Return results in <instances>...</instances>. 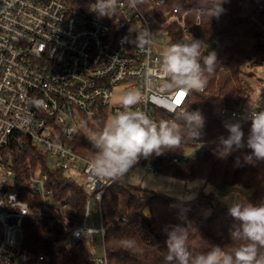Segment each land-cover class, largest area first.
<instances>
[{"label": "built area", "instance_id": "1", "mask_svg": "<svg viewBox=\"0 0 264 264\" xmlns=\"http://www.w3.org/2000/svg\"><path fill=\"white\" fill-rule=\"evenodd\" d=\"M95 3L0 0V264H32L24 223L31 214L41 213L67 231L66 246L72 252L86 248L92 264H110L102 201L116 180L101 183L92 175L90 162L96 149L93 156L75 149L74 141L84 129L81 125L124 110L122 105L112 106L118 87L139 91L142 100L133 110L147 112L157 123L173 120L171 116L182 111L188 100L189 92L183 90L159 91L168 82L166 74H159L149 86L146 72L162 68L165 48L191 39V11L168 8L160 0H143L136 7L129 0H118L111 16L98 17L92 11ZM202 15V10L195 13V25L201 24ZM135 28L151 33L150 47L141 50L124 42L125 37H136ZM263 105L264 89L251 109L220 107L219 111L225 126H242L251 122L248 114ZM28 142L56 159L53 168L82 176L89 198L81 222L68 224L70 204L55 197L46 172L36 171L18 187L7 149L24 148ZM28 198L40 208L32 209L37 206ZM46 258L39 255L40 261Z\"/></svg>", "mask_w": 264, "mask_h": 264}, {"label": "trees", "instance_id": "2", "mask_svg": "<svg viewBox=\"0 0 264 264\" xmlns=\"http://www.w3.org/2000/svg\"><path fill=\"white\" fill-rule=\"evenodd\" d=\"M160 1L168 8L178 7L191 11L188 18L189 37L203 41L201 51L204 56L215 52L218 65L213 73H206L207 84L204 91L189 92L182 109L201 111L205 118L201 136L196 139L187 138L175 150H165L160 155L153 154L148 158L141 157L136 165L149 164L154 172L183 181L205 180L216 188L218 194L232 185H240L250 190L248 203H264V161H249L247 157L252 154V150L246 146L227 157H222L217 151L219 138H227L229 135L219 108L246 110L247 98L242 82L244 68L264 64V0H226L223 4L225 11L219 18L213 17L210 21L202 15V22L198 26L193 22V16L200 10L197 0ZM174 29L177 32L175 34L180 37L178 28ZM259 111H264V105ZM171 118L181 128L184 127L182 121L176 120V115ZM96 121L101 128L95 130L100 132L107 117ZM93 124L89 123L90 126ZM242 129L246 141L251 122L242 125ZM74 146L80 154L93 156L95 148L83 135V131L78 134ZM196 147L199 148L195 153L187 154ZM7 153L18 187L23 186L36 171L46 172L55 197L60 202L70 204L68 224L83 220L85 203L89 198L84 189L83 178L81 184H78L74 175L50 167L48 155L30 142L24 148L12 145ZM175 158L180 160L175 162ZM185 158L188 160H184ZM122 177L106 190L102 201L110 264H165V229L181 223L179 216L182 212L194 226L188 235L189 250L194 255L207 252L215 246L231 252L242 243L232 240L230 230L237 221L230 214L231 206L222 203L217 195L201 192L191 200H182L141 185L128 184ZM22 190L23 197L27 198L26 187ZM28 199L36 205L35 199ZM36 206L32 205V209L40 208ZM24 233L25 246L33 256L32 264H92L88 250L83 248L76 254L68 249L67 231L61 225L52 224L42 213L31 214L26 218ZM124 239L133 240L136 246L125 247L122 244ZM260 251L264 252V249ZM40 254L47 258L40 261Z\"/></svg>", "mask_w": 264, "mask_h": 264}, {"label": "clouds", "instance_id": "3", "mask_svg": "<svg viewBox=\"0 0 264 264\" xmlns=\"http://www.w3.org/2000/svg\"><path fill=\"white\" fill-rule=\"evenodd\" d=\"M143 0H129L131 7H136ZM226 0H197V7L210 19L219 18L225 11ZM118 0H96L92 10L98 17L111 16L115 12ZM137 35L124 42L135 48L144 50L153 43L151 33L135 29ZM203 41L191 38L171 44L163 50V64L160 70L148 69L146 83L151 86L153 79L159 74H166L168 82L159 91L169 89L184 92H203L207 84V74L216 70L217 56L215 52L204 56L201 52ZM202 61V63H201ZM142 100L139 91H127L120 97L123 111L117 112L98 133L88 132L85 135L96 149V157L90 162L91 172L98 182L115 181L124 176L141 159L160 155L165 150H175L187 138L196 139L201 136L205 118L201 111L183 110L175 113L176 120L182 121L181 128L175 120L153 121L147 112L133 110ZM175 112V109H172ZM251 129L245 141V133L240 123L228 124L229 135L220 137L217 151L222 157L244 148L252 150L247 157L264 161V111H251L248 114ZM239 163V158H237ZM230 214L237 221L230 230L232 240L240 241L231 252H225L215 246L207 252L193 254L189 250L188 235L194 228L191 221L182 212L181 223L165 229L167 235V254L165 264H264V203L252 204L236 201L230 207ZM127 248L135 247L130 239L122 240Z\"/></svg>", "mask_w": 264, "mask_h": 264}, {"label": "rangeland", "instance_id": "4", "mask_svg": "<svg viewBox=\"0 0 264 264\" xmlns=\"http://www.w3.org/2000/svg\"><path fill=\"white\" fill-rule=\"evenodd\" d=\"M202 52V51H201ZM245 73L242 75V82L244 85V95L247 98L245 103V109H251L255 105L259 96L262 94L264 89V64L256 65L254 67H245ZM127 91H133L130 88L123 89L121 87L115 88L114 97L112 100V106H119L120 97ZM136 91V90H135ZM114 116L110 114L107 118V122ZM106 122V123H107ZM95 125V126H94ZM83 135L89 139L85 134L88 132L98 133L95 129L101 128L97 121L93 126L82 124ZM95 127V128H94ZM199 147L190 149L187 154H193L198 150ZM56 159L49 157L48 164L50 167H54ZM40 171V170H38ZM69 175H74L76 182L81 184L82 176L80 173L69 172ZM122 180L128 184L141 185L142 187L163 192L169 196H174L182 200H191L197 197L201 192L212 193L217 195L218 199L224 203L232 206L236 201H246L250 199V190L240 186L232 185L226 191L219 193L216 188L202 179H195L190 181H183L174 177L161 175L154 172L149 164L143 165L138 164L128 173H126ZM96 219V218H94ZM95 221V220H94ZM100 242V239L98 240Z\"/></svg>", "mask_w": 264, "mask_h": 264}]
</instances>
